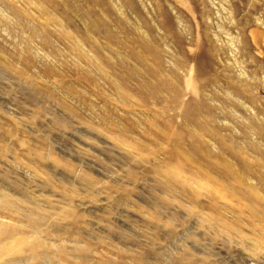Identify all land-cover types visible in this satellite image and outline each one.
<instances>
[{
    "label": "rangeland",
    "instance_id": "obj_1",
    "mask_svg": "<svg viewBox=\"0 0 264 264\" xmlns=\"http://www.w3.org/2000/svg\"><path fill=\"white\" fill-rule=\"evenodd\" d=\"M0 264H264V0H0Z\"/></svg>",
    "mask_w": 264,
    "mask_h": 264
}]
</instances>
